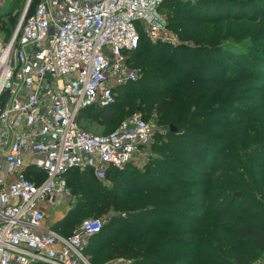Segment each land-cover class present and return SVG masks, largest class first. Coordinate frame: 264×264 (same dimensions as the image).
<instances>
[{
    "label": "trees",
    "instance_id": "trees-1",
    "mask_svg": "<svg viewBox=\"0 0 264 264\" xmlns=\"http://www.w3.org/2000/svg\"><path fill=\"white\" fill-rule=\"evenodd\" d=\"M39 1L33 0L29 16ZM180 1L165 0L159 11L167 12L169 29L184 45L155 44L138 25V47L129 59L142 77L118 88L114 105L79 114L85 129L98 125L108 135L140 112L137 102L143 101L150 105L144 118L169 131L158 132L160 159L147 170L130 163L107 172L115 191L138 199L126 207L132 216L112 219L90 239L85 255L91 264L120 256L133 264H252L264 255V219L256 217L264 212V46L250 56L223 50L234 38L264 43L257 36L264 28L261 4ZM19 10L16 0L0 12L7 42ZM242 23L250 26L237 36L233 29ZM65 178L67 188L83 184L94 200L113 199L92 170H73ZM71 213L54 228L65 237L84 221Z\"/></svg>",
    "mask_w": 264,
    "mask_h": 264
},
{
    "label": "built area",
    "instance_id": "built-area-1",
    "mask_svg": "<svg viewBox=\"0 0 264 264\" xmlns=\"http://www.w3.org/2000/svg\"><path fill=\"white\" fill-rule=\"evenodd\" d=\"M164 1L40 0L29 16L31 0L10 40L0 36V264H91L85 251L104 221L86 219L65 237L49 226V208L70 171L104 182L111 169L147 165L155 130L142 113L108 135L78 117L114 105L117 89L142 77L129 52L138 25L166 40Z\"/></svg>",
    "mask_w": 264,
    "mask_h": 264
},
{
    "label": "rangeland",
    "instance_id": "rangeland-1",
    "mask_svg": "<svg viewBox=\"0 0 264 264\" xmlns=\"http://www.w3.org/2000/svg\"><path fill=\"white\" fill-rule=\"evenodd\" d=\"M16 1V0H0V12H6V10L11 6L12 2ZM19 2V8L20 10L17 11L15 13V28H17L20 19L26 9V6L28 4V0H17ZM185 2H187V4H195L198 0H183ZM261 7L259 9L260 13H261V19H259V23L261 24L262 22H264V0H259ZM179 2H182L179 0ZM167 11V9H166ZM159 13L161 14V16L163 17V27L165 28L167 34L165 35L166 40L164 42H153L155 44L161 43L164 45H170V47H175V46H181L184 45V42L179 38L178 35L175 34V32H173L172 30L169 29L168 27V15L167 12L165 13V11H159ZM259 13V14H260ZM259 15H257L256 17H258ZM247 26H250V24H244L242 23L240 25V27L234 28V32L235 35L239 36V34L242 32V30L246 29ZM13 29V31H15ZM240 29V30H239ZM261 28H259V32H258V37L261 36V38H264V28L262 29V31H260ZM240 32V33H239ZM0 36L1 38H3L5 40V34L0 32ZM6 41V40H5ZM7 42V41H6ZM152 42V41H151ZM229 44H227V47H223L225 50L224 52L229 53V54H244L246 56H250V54H254L251 52L252 48H254L255 46L262 47L264 46V43H260L258 45H255L254 40L252 39H246L243 40L242 42H240L238 39H230V41H228ZM138 47V46H137ZM137 49V48H136ZM129 63H130V59H129ZM141 83V82H140ZM140 86V84H139ZM118 104H121L120 99L118 100ZM137 105L139 107H142V110L140 112L142 113V115L144 117H146L145 115L147 114V107L150 106L148 103H145L143 101H139L137 102ZM135 111V110H134ZM134 111H128L127 113L130 114ZM263 111V115H264V110ZM119 114L121 115V113L119 112ZM126 114V115H128ZM122 116V115H121ZM125 116V115H123ZM122 116V117H123ZM230 116H234L233 113H230ZM146 120L154 127L155 130V138H154V142L151 146V149H154L151 151V156L150 159L147 163V167L146 166H142V167H138L139 169L143 170V168L146 167L147 168L151 165L154 164L157 160L160 159V154L155 150V142H157L158 139V134L160 132H164L165 134L168 133V128L162 126V125H158L156 122H154L152 120V118H146ZM92 128H95V131L93 130L94 133L99 132L98 134H101L100 132H102V128L98 125H92ZM109 127L107 126V129ZM106 129V130H107ZM173 129V128H172ZM174 130V129H173ZM97 131V132H96ZM159 132V133H158ZM171 132V131H170ZM155 147V148H154ZM135 181V180H134ZM132 181V182H134ZM103 186L113 190V199H106V198H101L100 200H94L90 195H86L87 190L86 187L83 184H79L78 187H73L69 184V187L67 188V192H65L64 194V201L62 202L60 208L53 210L51 215L58 214L59 217H54L55 219H58V221L65 215L71 213V215L76 216V218H78V221L80 220H86V219H102L104 221V228H106L110 222L112 221V219L114 218H121V219H126L128 217H130L131 213H128L126 211V207H130L133 204H135L137 201L136 199H138L137 197H133L132 195L127 197L125 193H123L122 191H115L114 190V183L111 180L106 179L103 183ZM81 197L83 198L81 200ZM141 196H139L140 198ZM81 200V203H78V201ZM133 215V214H132ZM131 215V216H132ZM257 220L260 222L264 219V212L260 211L258 212V214H256ZM63 220V219H62ZM61 220V221H62ZM77 221V222H78ZM136 223H131V226H134ZM134 259L132 258H125V257H117L115 258H109L105 263L102 264H133ZM93 264V263H92ZM252 264H264V255L258 259L257 261H255Z\"/></svg>",
    "mask_w": 264,
    "mask_h": 264
},
{
    "label": "crops",
    "instance_id": "crops-1",
    "mask_svg": "<svg viewBox=\"0 0 264 264\" xmlns=\"http://www.w3.org/2000/svg\"><path fill=\"white\" fill-rule=\"evenodd\" d=\"M102 128V127H101ZM92 131L94 130L95 131V128H92L91 129ZM102 130H103V128H102ZM97 132V131H96ZM97 133H99V132H97ZM101 133V132H100ZM102 134V133H101ZM64 201V194H62V195H60V196H58L57 198H56V203H55V206H53V208H49V226L52 228V229H54L55 227H56V225L58 224V223H60L61 222V220L62 219H64L65 218V216H63L59 221H58V219H55L54 220V217H56V215H57V217H59V215L58 214H55V216L54 215H51L52 214V211L53 210H56V209H58V208H60V206H61V204H62V202ZM56 217V218H57ZM55 230V229H54Z\"/></svg>",
    "mask_w": 264,
    "mask_h": 264
},
{
    "label": "water",
    "instance_id": "water-1",
    "mask_svg": "<svg viewBox=\"0 0 264 264\" xmlns=\"http://www.w3.org/2000/svg\"><path fill=\"white\" fill-rule=\"evenodd\" d=\"M30 3H31V0H28V5H27V7L30 5Z\"/></svg>",
    "mask_w": 264,
    "mask_h": 264
}]
</instances>
